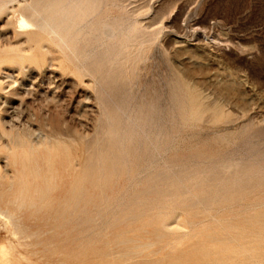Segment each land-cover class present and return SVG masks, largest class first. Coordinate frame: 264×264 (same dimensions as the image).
<instances>
[{
    "label": "rangeland",
    "instance_id": "obj_1",
    "mask_svg": "<svg viewBox=\"0 0 264 264\" xmlns=\"http://www.w3.org/2000/svg\"><path fill=\"white\" fill-rule=\"evenodd\" d=\"M3 1L0 203L25 182L39 232L0 229L18 264H264V0H98L94 18L124 24L102 64L136 124L23 25L31 0Z\"/></svg>",
    "mask_w": 264,
    "mask_h": 264
},
{
    "label": "bare ground",
    "instance_id": "obj_2",
    "mask_svg": "<svg viewBox=\"0 0 264 264\" xmlns=\"http://www.w3.org/2000/svg\"><path fill=\"white\" fill-rule=\"evenodd\" d=\"M4 1H6V0H4ZM97 3H98V0H31L29 3L22 5V7L24 9H26V11L29 13V15L31 17V19L30 18L29 19L32 21H30V20L27 21L24 18L23 19V25L25 24L26 26L29 27V23L32 22L31 24L33 26H35V32H32L33 34L35 33L37 35H43V34L47 35L48 37H50L51 40L58 42L60 45L65 46L67 49H69V51L74 55V57L76 58L77 61H79L81 63L87 62V65L89 66L88 70H90L94 74L96 82L98 83L100 90H101V93L104 95L105 100L110 101L113 104V116L110 113L108 115V117L111 118V116H112V119H117V118L121 119V117H125V118L130 119L134 124H136V121L134 120V118H131V116L128 114L125 104L122 101H118L114 98L115 86L112 85L110 70L107 66L102 64L104 59L110 58L112 56V53H113L112 51L118 50L121 47H123V42H122L121 38L119 37V34L124 31V24H123V21L121 19H109V18H98L97 19V18H94V14L96 13L97 8H98ZM21 15H22V13H21ZM31 28L32 27H30V29ZM26 29H28V28H26ZM79 41H83V43H84L83 44L84 45L83 50L77 49L76 44H79L78 43ZM95 43H98L102 46L106 45L107 48H104V52H102L100 54V57L98 59L95 57L92 60L90 56H91V52L93 51L92 45ZM96 46L94 48H96ZM111 48H113V49H111ZM93 52H95V50ZM92 55H94V53ZM106 103H108V102H106ZM181 118H183V117H181ZM120 133H121V137H122L123 132H120ZM124 135H125V133H124ZM123 137H125V136H123ZM102 165L104 166V164H102ZM104 171H105V169H104ZM102 173H103V171H102ZM148 173H149V171H148ZM26 190H27V185L25 184V182H22V187L14 195V197L11 200H9L8 202L6 201L7 203L5 202V204L0 203V229H6V228L8 229V227L11 226V228H12L11 231L13 232L14 238H17V239L23 240V241H28L29 239L36 237V240H37V237L39 236V232H31L30 231L31 228L29 229V227L24 223L23 217H22V214L20 211L21 208L28 203V195L26 194ZM188 190H189V188H188ZM10 204H16L19 209L17 210V208H15V209L10 208ZM49 214L50 213H48V216H50ZM127 215H129V214H127ZM52 219H54V218L52 217ZM81 220L85 221L84 219H81ZM81 220L79 219V221H81ZM69 223H67L66 227H68ZM47 224H49V223H47ZM55 224H57V223H55ZM56 226L58 228V225H56ZM44 227H46V226H44ZM61 227H63V226H61ZM40 228L41 227H39V229ZM54 229H55V227H54ZM48 232H49V230H48ZM48 232H47V234H48ZM62 232H64V231H62ZM62 232H60V234ZM53 234H57V233H53ZM158 237H160V236H158ZM50 239H52V238H50ZM56 239H57V237H56ZM132 240H134V239H132ZM59 241H57V242H59ZM49 243H51V242L49 241ZM54 243L55 242L53 241V244ZM57 245H58V243H57ZM126 245H123V246L126 247ZM153 245H151V246H153ZM149 246H150V244H136L133 247L131 246L132 247L131 251H137L141 248H146ZM46 247H48V246H46ZM46 247H44V248H46ZM14 249H15V247L12 243H10V242L7 243L3 238L0 237V264H18L19 257L13 253ZM49 249H50V247H49ZM50 250H52V249H50ZM50 250H48V251H50ZM163 250H165V249H163ZM51 254H53V253H51ZM137 254H139V253H137ZM155 254H153V255H155ZM139 255H141V254H139ZM55 256H57V255H55ZM137 257H138V255H137ZM63 258L66 259V257H63ZM93 259H95V258H93ZM66 260H68V258ZM25 262H27V261H25ZM76 263H77V261H76ZM87 263H89V261L86 262V264ZM93 264H94V262H93Z\"/></svg>",
    "mask_w": 264,
    "mask_h": 264
}]
</instances>
